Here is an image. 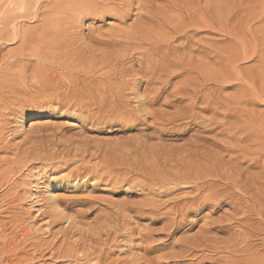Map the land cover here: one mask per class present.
Here are the masks:
<instances>
[{"label":"rangeland","instance_id":"1","mask_svg":"<svg viewBox=\"0 0 264 264\" xmlns=\"http://www.w3.org/2000/svg\"><path fill=\"white\" fill-rule=\"evenodd\" d=\"M0 264H264V0H0Z\"/></svg>","mask_w":264,"mask_h":264},{"label":"bare ground","instance_id":"2","mask_svg":"<svg viewBox=\"0 0 264 264\" xmlns=\"http://www.w3.org/2000/svg\"><path fill=\"white\" fill-rule=\"evenodd\" d=\"M76 1V0H75ZM66 6V5H65ZM51 23V24H50ZM53 22L51 21V22H46V23H44V25H42L43 26V28L40 30V34L41 35H39V36H43V35H45L44 33L48 30V29H46V28H49V27H51V25H53L52 24ZM37 37V36H36ZM36 37H34V39L36 40L37 38ZM44 37V36H43ZM13 38H14V36H13ZM32 40V39H31ZM4 44V43H3ZM46 47V46H45ZM41 55H43L42 53H41ZM40 56V55H39ZM45 56H46V53H45ZM44 56V57H45ZM42 57H40V59H41ZM26 68V67H25ZM67 67H65V69H66ZM63 69V68H62ZM25 71V70H24ZM49 72V71H48ZM27 73V72H26ZM17 74V73H16ZM29 75H31V74H29ZM47 75V74H46ZM48 75H49V73H48ZM47 75V76H48ZM53 75V74H52ZM51 75V76H52ZM27 76V75H26ZM51 76H49V77H51ZM4 77V76H3ZM31 77V76H30ZM33 78H35V77H33ZM2 80H4V78L2 79ZM24 80V79H23ZM26 80V79H25ZM33 80H35V79H33ZM31 81V80H30ZM54 81V80H53ZM27 82V81H26ZM29 82V81H28ZM51 82V81H50ZM8 83V82H7ZM46 84V83H45ZM2 85H4V84H2ZM10 85V84H9ZM8 85V86H9ZM59 85V84H58ZM35 86V85H34ZM54 86H55V84H54ZM60 86V85H59ZM64 86V85H63ZM62 86V87H63ZM31 87H32V85H31ZM56 87H58V86H56ZM62 87H60V88H62ZM4 88V87H3ZM17 88V87H16ZM37 88H40V87H37ZM49 88H50V86H49ZM33 89V88H32ZM34 89H36V88H34ZM33 89V90H34ZM41 89V88H40ZM33 90H32V92H33ZM57 90V89H56ZM59 90V89H58ZM41 91V90H40ZM49 91V90H48ZM55 91V90H54ZM44 92H47V91H43V93ZM50 92V91H49ZM48 92V93H49ZM58 92V91H57ZM37 94V93H36ZM40 94V93H39ZM62 94V93H61ZM63 94H65V93H63ZM75 94V93H74ZM45 95H46V93H45ZM44 95V96H45ZM48 95V94H47ZM60 95V94H59ZM44 96H42L41 98H43ZM62 96V95H61ZM38 97H40V96H38ZM46 97H49V96H46ZM51 97V96H50ZM88 97H90V96H88ZM80 98V97H79ZM87 98V97H86ZM36 99V98H35ZM34 99V101H32V100H28L27 102L28 103H34V102H36V100ZM39 99V98H38ZM46 99V98H45ZM88 99V98H87ZM44 100V99H43ZM49 100H51V99H49ZM49 100H48V102H49ZM92 100V99H91ZM40 101V100H39ZM47 100H45V102H46ZM90 101V100H89ZM95 102V101H94ZM40 103V102H39ZM42 103V102H41ZM40 103V104H41ZM44 103V102H43ZM42 103V104H43ZM96 103V102H95ZM37 104V103H36ZM46 105V104H45ZM45 105H43V106H45ZM35 106V105H34ZM48 106V105H47ZM83 106V105H82ZM39 107V106H38ZM40 107H42L41 105H40ZM83 108H85V106L83 107ZM79 175V174H78ZM162 186V185H161ZM53 188H54V185L53 184H48L47 185V190H46V192L50 195L49 197H51V195H52V192H53ZM91 251H92V249H91ZM76 252V251H75ZM102 252H104V251H102ZM97 253V252H96ZM100 253V252H99ZM103 254V253H102ZM98 255V254H97ZM104 255V254H103ZM88 261V260H87ZM93 261V260H92ZM93 263V262H92Z\"/></svg>","mask_w":264,"mask_h":264},{"label":"snow or ice","instance_id":"3","mask_svg":"<svg viewBox=\"0 0 264 264\" xmlns=\"http://www.w3.org/2000/svg\"><path fill=\"white\" fill-rule=\"evenodd\" d=\"M205 209H212V206L210 204H206V205L202 206L199 209V211L203 212V211H205ZM212 211H213V214H214L216 211H219V208L212 209Z\"/></svg>","mask_w":264,"mask_h":264}]
</instances>
